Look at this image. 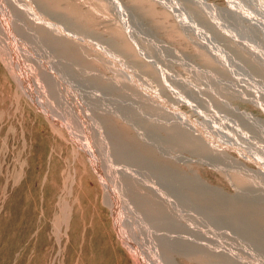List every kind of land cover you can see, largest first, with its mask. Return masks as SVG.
Instances as JSON below:
<instances>
[{
  "label": "rangeland",
  "instance_id": "obj_1",
  "mask_svg": "<svg viewBox=\"0 0 264 264\" xmlns=\"http://www.w3.org/2000/svg\"><path fill=\"white\" fill-rule=\"evenodd\" d=\"M263 17L0 0V264H264Z\"/></svg>",
  "mask_w": 264,
  "mask_h": 264
},
{
  "label": "bare ground",
  "instance_id": "obj_2",
  "mask_svg": "<svg viewBox=\"0 0 264 264\" xmlns=\"http://www.w3.org/2000/svg\"><path fill=\"white\" fill-rule=\"evenodd\" d=\"M264 18V17H263ZM262 23V22H261ZM258 24V23H257ZM260 24V23H259ZM258 30V29H257Z\"/></svg>",
  "mask_w": 264,
  "mask_h": 264
}]
</instances>
